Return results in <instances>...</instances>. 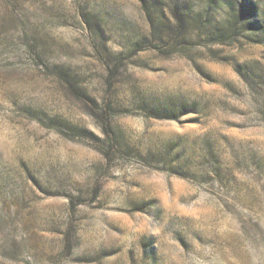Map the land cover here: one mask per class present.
Returning <instances> with one entry per match:
<instances>
[{"label": "rangeland", "instance_id": "rangeland-1", "mask_svg": "<svg viewBox=\"0 0 264 264\" xmlns=\"http://www.w3.org/2000/svg\"><path fill=\"white\" fill-rule=\"evenodd\" d=\"M0 264H264V0H0Z\"/></svg>", "mask_w": 264, "mask_h": 264}]
</instances>
